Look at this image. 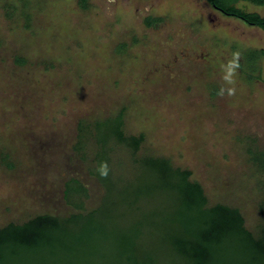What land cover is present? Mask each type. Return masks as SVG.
I'll return each instance as SVG.
<instances>
[{"label": "rangeland", "instance_id": "rangeland-1", "mask_svg": "<svg viewBox=\"0 0 264 264\" xmlns=\"http://www.w3.org/2000/svg\"><path fill=\"white\" fill-rule=\"evenodd\" d=\"M237 7L264 17V7ZM121 113L126 136L144 142L136 157L112 146L116 191L104 199L107 188L93 174L96 124ZM261 154L263 164L264 30L208 0H0V228L102 206L94 219L107 230L79 249L76 264H122L120 236L139 224L136 255L166 264L153 217L160 199L133 207L124 193L155 182L135 158L189 171L210 207L238 209L259 237Z\"/></svg>", "mask_w": 264, "mask_h": 264}, {"label": "trees", "instance_id": "trees-1", "mask_svg": "<svg viewBox=\"0 0 264 264\" xmlns=\"http://www.w3.org/2000/svg\"><path fill=\"white\" fill-rule=\"evenodd\" d=\"M19 2L25 3L26 0ZM86 2L83 0V3ZM208 2L225 16L264 30V17L237 7L241 2L264 7V0ZM153 22L157 20H150L148 25ZM123 127L124 113L96 124V137L101 150L93 174L107 188L104 199L112 198L116 191L111 168L112 146L121 145L136 157L144 142L143 135L126 136ZM260 156L262 154L255 160L264 168ZM135 163L145 170L147 178H153L155 182L150 187H138L131 195L122 192L133 197V207L143 197L160 199L161 204L154 208L153 217L156 218V226L163 229H160V239L166 246V264H264V233L256 237L249 231L238 209L222 204L210 207L201 184L191 180L189 171L174 168L169 160L146 157L141 160L135 158ZM74 184L78 185L74 186L77 192H86L79 182L74 181ZM72 187L69 185L66 190L67 198L72 194ZM168 203V206L165 205ZM100 208L87 214L63 218L42 215L24 224L11 223L0 228V264H76L72 257L75 258L76 253L90 244L93 235L97 232L105 234L107 230L94 219L100 213ZM137 210H140L138 206ZM143 230L144 225L139 224L131 230V235L123 234L117 240L122 264L148 262L149 257L143 255L144 262H141L136 255L137 241L144 236ZM104 241H109L107 236ZM77 259L80 260L81 256Z\"/></svg>", "mask_w": 264, "mask_h": 264}]
</instances>
